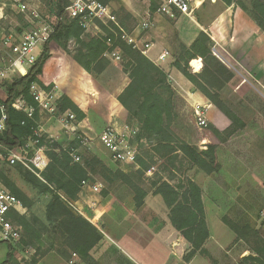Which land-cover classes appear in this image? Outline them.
Wrapping results in <instances>:
<instances>
[{"label":"trees","instance_id":"1","mask_svg":"<svg viewBox=\"0 0 264 264\" xmlns=\"http://www.w3.org/2000/svg\"><path fill=\"white\" fill-rule=\"evenodd\" d=\"M69 1L57 0L55 12L57 22L51 39L43 46L28 73L8 85V98L0 99V105H7L8 112L6 128L0 133V145L16 148L25 146L34 139L37 121L29 119L25 112L13 108L11 103L22 95L29 104L36 106L37 102L30 92L31 85L37 83L41 88L50 90L65 74L67 59L64 55L56 53L55 49L61 47L71 56L68 59L74 64L72 79L78 80L76 83L82 85L84 94L82 98L63 90L56 101L55 113L60 115L71 112L77 121L87 120L88 100L93 102L99 100V93L93 87L92 77L95 69L103 65V54L106 50L120 51L123 70L129 75L130 82L118 96L115 111L124 106L139 124L138 139L149 144L145 158L139 157L137 160L140 165L138 172L150 169L156 158L163 161L162 171H171L169 173L173 174L177 162H181L182 159L206 174L218 172L220 165L214 145L208 144L206 149L200 150L197 145L184 140L174 130L175 119L179 116V97L169 80L168 73L149 59L134 43L123 39L121 30L127 32L126 19L128 16L131 18L129 12L123 8L125 14L122 18L119 16L121 30L117 28L118 34L106 28L107 36L99 35L86 40L83 38L86 29L66 12ZM224 1L227 4L233 2L239 4L264 31V0ZM116 12L118 14V11ZM71 38L79 42V46L73 51L67 47ZM108 40L112 42L111 46ZM213 46L212 38L201 31L190 46L185 44L178 46L173 65L228 117L237 120L236 113L230 111L220 93L233 78L234 73L215 55ZM198 56L203 59V69L200 73H193L189 63ZM192 63L195 71L201 69L200 59H195ZM210 129L219 134L214 126L210 125ZM45 144L50 161L40 175L24 168L21 163L10 164L0 161V181L21 199L25 207L31 209L34 200L17 185V177L35 187L40 195H49L43 218L36 214H33L34 219H29L26 214L18 212L10 214L12 222L20 229L21 237L16 243H8L7 257L0 264H12L27 248L34 250L31 264H37L52 250L67 259L76 252L83 260L88 261L90 251L103 236L73 205L82 191L83 181L89 177L86 169L79 162H74L66 149H59L58 142L47 139V134L43 135L37 147ZM31 152L33 153L34 149H31ZM8 167L12 168V172H8ZM119 174L130 184L133 183L125 172L121 171ZM173 174L168 178L159 177L154 182V194L161 195L169 209L172 225L190 243L191 247L185 254V259L190 260L197 252L205 251L204 245L210 237L203 189L190 176H184L179 182L173 183ZM132 187L136 206L140 207L147 192L137 184ZM254 253L243 257L241 263L243 261L242 264H264V253L260 250Z\"/></svg>","mask_w":264,"mask_h":264},{"label":"crops","instance_id":"2","mask_svg":"<svg viewBox=\"0 0 264 264\" xmlns=\"http://www.w3.org/2000/svg\"><path fill=\"white\" fill-rule=\"evenodd\" d=\"M120 2L131 15L133 24L128 34L135 46L168 73L179 101L189 110L195 106H206L208 120L219 130L226 129L230 123L220 109L173 65L178 46H190L201 31L212 38L213 50L234 73L224 93L221 91L227 105L231 110H258L255 108L260 99L258 88L264 89V31L239 4H227L224 0H192L191 12L184 13L176 6L164 9L158 0ZM110 4L113 6V3ZM66 59L65 74L60 78L64 80V85L57 80L55 86L60 92L64 90L84 98L82 85L76 83V78L72 79L74 64L72 60ZM195 59L201 60L200 70L195 71L193 68L192 61ZM111 60V65L118 68L117 73H123L125 77L112 89L106 90L92 77L99 100H88V111L97 113L100 107L106 108L103 118L118 131L126 132L125 124L119 119L121 108L115 111V105L118 96L129 84V78L122 71L118 59L113 57ZM189 64L193 73H200L204 65L199 56L190 60ZM81 122V130L93 136L89 130L86 131L88 120ZM203 175L206 173L199 170L193 178H203ZM19 180L17 177L16 183L22 188ZM197 183L203 189L202 184L199 181ZM92 185L88 183L82 187L73 205L103 236L90 251L88 261L80 257L82 264H235L236 259L243 257L240 252L237 254L226 249L236 238L229 234L223 222L219 224L211 220L206 206L210 237L204 245L205 251H199L190 260H186L185 254L191 247L190 243L172 225L169 214L157 219L160 213L151 206L149 195L137 207L135 194L128 188L113 189L102 195ZM155 197L158 195L155 194ZM178 241L185 245L183 251L178 252L177 247L173 246ZM70 258L52 250L37 264H69ZM239 264H242L241 260Z\"/></svg>","mask_w":264,"mask_h":264},{"label":"rangeland","instance_id":"3","mask_svg":"<svg viewBox=\"0 0 264 264\" xmlns=\"http://www.w3.org/2000/svg\"><path fill=\"white\" fill-rule=\"evenodd\" d=\"M23 3L30 4L40 14V17L34 18L31 11L23 10ZM104 3L110 5L114 20L108 21L107 18L104 20H97L91 28L85 31L86 34L83 36L84 39L88 40L89 38L99 35L107 36L108 32L106 28L112 30L116 34H118L117 28L121 30L120 18L125 14L123 5L119 1L112 2L113 6L107 2ZM56 9L57 0H0L1 70L4 71L8 65V60L14 55L9 46V42L11 40L12 42L19 41L25 31L34 28L40 22H49L56 25ZM116 11H118V14ZM132 24L133 21L128 16L126 19L127 32H123L122 30L121 32L123 33V39L134 43L128 34ZM111 43L112 42L108 40L109 46H111ZM53 46L55 47L54 43ZM78 46L79 42L77 39L71 38L68 41L67 47L69 50L73 51ZM54 51L64 55L66 58L71 57L61 47ZM119 52L120 51L112 52L106 50L103 54L104 62L102 67H97L93 72V78L105 90L106 88L112 89L117 82L125 77L123 73H117V67L111 65V59L113 57L118 59L121 69L124 72L122 65L123 59ZM214 53L218 57L219 54L216 51H214ZM20 76H22L20 73L11 70H8L4 76L0 74V99L6 100L8 98V85ZM127 77L129 78L128 74ZM59 80L60 83L64 85V80ZM226 86L227 85H225V87ZM225 87L221 90L223 93ZM258 90L260 92L258 94L260 99L258 105L255 107L258 110H230L236 113L238 117L237 120H232L220 110L230 122L228 127L224 130H219L208 120L207 110H205L207 108L206 106H201L203 107L201 111L204 112V117L207 121L206 126H202L198 123L195 115L194 109L198 106H195L193 110H189L178 101V105L181 104L178 108L179 116L178 119H175L173 127L178 135L184 140L197 145L200 150L206 149L208 144L216 147L217 161L220 165V169L218 172L203 175V178H193L199 169L190 166L189 162L183 159L181 162H177L174 174L173 172L169 173L171 171H162L163 161L158 158L154 159L150 169L139 173V161L136 162L137 164L130 165L114 160L111 152L105 148L98 139H95L94 142L92 141L93 143L90 147L82 146L81 136L83 135L84 138L85 135L82 134V132H80L81 134H68L65 130H62L61 127H59L60 124L57 119L59 115H52L47 111H40V109H37L36 121L39 127L42 128L43 126L49 131L48 134L54 135V138H56L55 141L60 145L59 149L67 147H77L79 149L81 154V161L79 163L82 164L89 174L88 179L83 181L82 186L88 183L93 184L94 190L104 195L103 193H108L110 190L114 189V191H116L121 188H128L134 193L132 186L137 184L142 189L146 190L148 193L147 195L150 196L149 202L151 206L159 211L160 214L157 219H160L161 216L167 217L169 214V209L166 207L161 195L155 197L154 194V182H156L159 177L168 178V176L173 174V183L179 182L184 176H190L196 182L199 181L203 186V199L206 208L208 207V214L211 220L219 224L223 222L225 224L223 226L229 231V234L236 238L233 242L228 244L226 249L233 250L237 254L240 252L244 257L249 254H255L254 252L256 250H260L264 253V89L261 88L260 90L258 88ZM181 108L183 110H180ZM120 110L119 119L125 124L126 132L130 135L132 143L136 148L137 160L139 157L145 158V151L149 148V144L138 139L140 132L138 122L130 116L124 106L121 107ZM105 112L106 108L103 109L101 107L97 109V113L95 111H88L87 120L89 126L86 131L89 130L93 136H97L101 131L111 125L103 118ZM210 125L218 129L219 134L213 132L210 129ZM43 133L45 134V132ZM23 148L24 146L12 149L20 150ZM44 148L46 153V144ZM0 149L2 151L3 147ZM1 153L3 156L0 161L10 163L5 151ZM31 155L32 152L29 151L28 156ZM49 161L48 158V163ZM46 167L43 170H38L32 165L30 168L24 166V168L37 175H40ZM8 168V172H10L12 168ZM121 171L125 172L133 180V185L123 179L122 175L119 174ZM13 174L16 173H12V175ZM19 182L22 188L34 200L32 208H27L26 212L23 214H26L29 219H34L33 214L43 218L49 195H40L31 184L21 180H19ZM221 231L222 236H224V231ZM178 237H180V234ZM179 241L173 245L175 248L177 247L178 252L185 249V245L179 243ZM8 249V243L0 242V262L6 258ZM33 254L34 250L27 248L26 251L20 253V256H18L12 264H31ZM240 260L242 259H236L235 264H239Z\"/></svg>","mask_w":264,"mask_h":264},{"label":"built area","instance_id":"4","mask_svg":"<svg viewBox=\"0 0 264 264\" xmlns=\"http://www.w3.org/2000/svg\"><path fill=\"white\" fill-rule=\"evenodd\" d=\"M162 8L166 9L168 6H176L184 13H190L192 10V0H158ZM23 10L31 11L34 18H39L40 14L30 4L23 3ZM67 14L78 20L84 29L91 28L97 20L108 21L114 20V16L110 6L101 0H70L66 7ZM55 31V26L49 22H40L34 28L25 31L21 39L17 42H9L14 55L8 60L6 68L1 70L2 76L8 70L18 72L24 76L28 73L29 68L36 62L41 52L42 46L47 43ZM215 51V50H214ZM30 92L33 95L37 105L29 104L24 96H18L11 103L12 107L26 113L29 119L36 121L37 109L40 111H47L52 115L56 113V101L62 94L54 86L50 90L41 88L37 83H33L30 87ZM195 115L198 123L206 126L207 121L204 117L203 107L198 106L195 109ZM8 119L7 105H0V133L6 128ZM58 122L62 130L68 134H77L82 132L83 135L81 145L90 147L95 139H98L102 145L107 148L114 160L124 164H137V151L132 143L131 137L127 132H120L114 126L109 125L97 136H90L85 131L81 130V121H77L75 115L71 112H65L57 116ZM25 121H23V124ZM45 132L43 128H35V137L28 142L23 149L16 150L0 145V160L2 153L8 156L11 164L20 162L24 166L30 168L32 165L35 169L43 170L48 165V158L45 153L44 145L37 147ZM47 134V139L55 141L53 134ZM93 141V142H92ZM34 149L31 156L28 152ZM70 154L74 161H81V154L77 147L64 148ZM97 189V187H96ZM27 207L23 204L15 194H13L3 183L0 182V242L16 243L20 240L21 234L19 227L15 226L11 220L10 214L12 212L24 213ZM69 264H82L78 253L73 252L69 259Z\"/></svg>","mask_w":264,"mask_h":264}]
</instances>
